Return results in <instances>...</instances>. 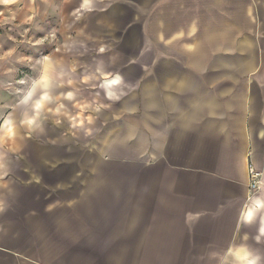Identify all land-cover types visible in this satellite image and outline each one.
<instances>
[{
  "label": "crops",
  "instance_id": "0c3cea01",
  "mask_svg": "<svg viewBox=\"0 0 264 264\" xmlns=\"http://www.w3.org/2000/svg\"><path fill=\"white\" fill-rule=\"evenodd\" d=\"M65 2L120 58L54 54L22 95L78 81L97 132L0 153V264H264V0Z\"/></svg>",
  "mask_w": 264,
  "mask_h": 264
},
{
  "label": "rangeland",
  "instance_id": "374dc122",
  "mask_svg": "<svg viewBox=\"0 0 264 264\" xmlns=\"http://www.w3.org/2000/svg\"><path fill=\"white\" fill-rule=\"evenodd\" d=\"M78 8L65 0H0V124L8 115L14 126V135L0 142V153L5 157L42 154L46 147L40 150L36 144L45 146V141L53 143L58 137L71 140L64 141L71 153H78L80 140L87 141L81 151L89 153L91 149L90 140L97 132L96 104L90 95L93 89H84L78 81L68 86L57 83L37 112L21 101L44 71L45 59L57 60L54 54L65 55L67 60L120 58L109 45L112 37L96 40L98 33L86 28L88 21L80 15L92 14L94 9L80 12Z\"/></svg>",
  "mask_w": 264,
  "mask_h": 264
},
{
  "label": "built area",
  "instance_id": "2783aa9c",
  "mask_svg": "<svg viewBox=\"0 0 264 264\" xmlns=\"http://www.w3.org/2000/svg\"><path fill=\"white\" fill-rule=\"evenodd\" d=\"M247 168L250 180L249 188L254 192L259 191L261 188V173L251 163L248 164Z\"/></svg>",
  "mask_w": 264,
  "mask_h": 264
}]
</instances>
